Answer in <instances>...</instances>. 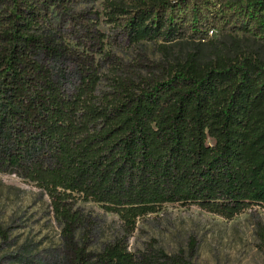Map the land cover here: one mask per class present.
Instances as JSON below:
<instances>
[{"label": "trees", "instance_id": "16d2710c", "mask_svg": "<svg viewBox=\"0 0 264 264\" xmlns=\"http://www.w3.org/2000/svg\"><path fill=\"white\" fill-rule=\"evenodd\" d=\"M95 1L9 0L0 10V173L46 194L71 264H194L136 258L121 240L86 252L74 238L85 220L78 204H98L128 231L168 204L226 220L264 210V61L190 54L150 79L114 77L98 93V69L82 60L81 84L68 91L54 72L63 49L52 9ZM103 4L130 44L153 42L163 54L170 43L207 41L212 29L264 42V0Z\"/></svg>", "mask_w": 264, "mask_h": 264}, {"label": "rangeland", "instance_id": "374dc122", "mask_svg": "<svg viewBox=\"0 0 264 264\" xmlns=\"http://www.w3.org/2000/svg\"><path fill=\"white\" fill-rule=\"evenodd\" d=\"M8 3L0 0V10ZM103 8V0H96L52 9V30L61 36L56 41L63 49L58 61H53L54 72L68 91L81 84L78 64L82 60L98 69V93L107 92L114 77L150 79L159 73V66L190 54L201 63L218 55L242 54L264 61L263 41L217 29L201 43L167 44L164 54L153 42L130 44L119 27L104 19ZM78 205L85 220L74 238L86 252H99L121 240L136 258L150 252L183 257L194 264H264V210L258 207L226 220L196 206L168 204L139 218L128 231L116 214L98 204ZM63 226L45 193L19 177L0 173V264H71Z\"/></svg>", "mask_w": 264, "mask_h": 264}]
</instances>
